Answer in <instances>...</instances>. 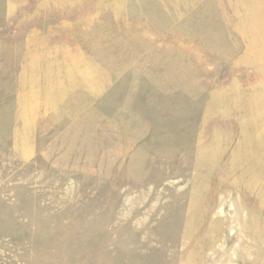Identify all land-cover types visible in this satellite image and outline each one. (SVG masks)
Returning <instances> with one entry per match:
<instances>
[{
	"label": "rangeland",
	"instance_id": "rangeland-1",
	"mask_svg": "<svg viewBox=\"0 0 264 264\" xmlns=\"http://www.w3.org/2000/svg\"><path fill=\"white\" fill-rule=\"evenodd\" d=\"M0 264H264V0H0Z\"/></svg>",
	"mask_w": 264,
	"mask_h": 264
}]
</instances>
